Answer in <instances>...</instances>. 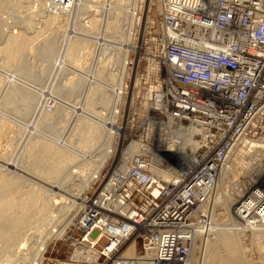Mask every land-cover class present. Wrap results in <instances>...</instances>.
I'll return each instance as SVG.
<instances>
[{
  "label": "bare ground",
  "instance_id": "obj_1",
  "mask_svg": "<svg viewBox=\"0 0 264 264\" xmlns=\"http://www.w3.org/2000/svg\"><path fill=\"white\" fill-rule=\"evenodd\" d=\"M37 1L38 3L41 1V4L44 3L43 2L44 0H37ZM98 1L99 0H95V2L91 5L92 7H90L91 9L93 8L94 11L93 13H91L92 16L90 17V19L87 20V23H85L86 24L85 28L87 26L86 29L91 30L94 33H98V31L101 32L102 29L101 27L99 28V26L101 25L100 21L105 19V22H104L105 25H103L104 27L103 31L105 30L106 32H110L111 34L112 33L111 29L112 30L116 29V32H119V33L114 34V35L111 34L109 36L112 37L113 41L117 43V45H115L116 43L114 44L115 48L118 49V46L120 48L118 49V51L116 50L117 51V55H116L117 57H115L116 64L112 62L113 64L116 65V67H113L114 69L113 70L111 69L112 70L111 74H109V78H111L112 81L111 80L110 81L112 83L110 82V86L106 84L109 87V89H107L108 93H106L102 97L101 103L103 104V106L101 105V107L103 108L101 107H100L101 109L94 108L93 100L92 98H90L91 96H88L83 105V109L93 111L96 116L93 115V117L95 118H93V120L91 119L92 120L91 123L89 121H85V119L78 116L84 120V121L82 120V122L81 120L80 122L78 120V123L80 125L79 128H81L80 131H82L80 132L82 133V136L80 134L82 139L79 138L81 139L80 140L81 142L79 141V144L81 143V145L84 148H88L93 144V142H95L94 141L95 139L98 141H99V137L102 139L101 143H98L99 144L98 151L96 152V154H94L93 159L91 158L89 162L86 164V168L84 167L85 165H83V168H84L83 169L81 165V167L80 166H78L79 168L77 167L78 169L71 171L70 178L72 177L71 180H74L73 184H71V186L74 187L73 191H71L72 189L70 187H67L68 190L65 189L66 187L63 189V193H64L63 195L67 196L69 194L68 196L72 199V201H74V199L75 200L78 199L80 201L79 202L77 201L75 203L76 204L75 206H73L74 204L71 206L70 205L71 199L69 200L67 199L66 201L67 202L70 201V203L69 204L67 203L68 205L64 203L63 206L65 208L62 207L63 209H60L59 207H57V204L59 205L63 204V201L65 202V199L62 201V203L61 201L60 202L57 201L58 203H56V206L52 205V197L55 196L56 192H54L55 193L54 195L52 193L48 196V197H51L49 198V201L46 200L45 199L46 197L44 198L42 195L44 190L41 192L39 190H32V191L28 190L26 192L25 191L22 192V190H20L19 188V183L17 182L18 181L17 179L14 180L13 176H12L13 178H10L9 176L0 172V210L11 209L13 210V212L16 211V214H17L16 216H14V218L11 221H8V223L0 222V239L5 241L6 246H9V248H12L11 244L13 245L14 243H17L16 245L18 244L21 245L19 242L20 237L18 235L15 234L16 241L13 240L15 238L14 237L15 235L11 233L12 230L16 228V231H18L17 229H19V232L21 233L22 231H20V228H22V226L25 227V225L26 227H28L29 224H31L30 226L32 227L36 226V227H33L34 229L40 228V230H37V231L35 230V232L33 233L32 231L31 233L29 232L30 234H32L31 238H33L34 236L33 241H35L33 243H30V245L27 243L30 246V249L28 248L29 246L27 244H26L27 249H23L20 246L16 247L15 245H13V247L17 248L15 252L13 251V253H16V257L20 253H23V252L26 253L27 256L24 254L26 256V257L24 256L26 260L25 262H27L25 264H41L45 257L47 248L53 240L62 239V238L68 239V237L66 236L67 231H68L67 227L69 226V223L72 221V217L76 216L78 211L79 213L76 216L74 225H73L74 232L72 235L73 237L72 244L74 246H72L70 241H69L70 242L69 245L71 249L73 250L72 252H74L72 257L74 259H77L78 261H83V263H75L77 262V260L73 261L72 257H70L69 261H71L72 263L60 262L59 264H99V258H98L99 252L96 251L97 249L96 248L92 249L90 246L84 245V243H80L79 241L80 238L77 239V236L79 235V231L77 230V233H76L75 229H78L77 225H79V220L81 222V219L82 221L83 219H85L86 211H88V209L90 208V207L88 208L90 199L88 198L86 199L87 204L85 203L86 201L84 202V204L82 203L84 193L88 190L89 186L93 184L94 181L99 177L100 173L106 167L109 160L114 154L113 153L114 146L116 142V137L118 133L117 130H118V125H119V122L117 121H119L120 108L122 107L123 96L125 94L124 93L125 86L127 84L126 78H127V71H128V66H129V56L128 55H129L130 47H132L136 24L138 22V10H139L142 0H111L108 4L100 3L101 1L99 2ZM67 2L68 3L66 5V1L65 2L62 1L61 7H63L62 9L65 12V15L67 14L69 18H71L70 12H72V14H75L74 18L77 19L78 15H81L80 14L81 10L87 7L85 0H67ZM160 4H161L160 5L161 12L163 14L164 13L167 14L169 10L168 0H161ZM107 5L109 7H106ZM101 7L103 9L101 10L100 12L101 14H100L99 8L101 9ZM90 8H88L89 12L90 11L92 12ZM75 9L77 10L75 11ZM84 11H85L84 13L90 16V14L87 13L88 11L87 12L86 10ZM121 13H123L122 15H124L123 19L122 17L120 18ZM57 15L56 16L50 15L51 16L50 19L46 21L47 24L50 26V28L53 25L52 23L56 20ZM99 16H102V18L100 19ZM80 17L81 16H79V18ZM23 20H20V21L23 23ZM76 22L77 20L75 21V23ZM23 24H26L25 27L27 26V23H23ZM27 27H26V30H24L26 31V33L22 31L23 29L21 30L18 29L19 31H16V29H14V31L11 30V32L5 31L6 28L4 29L5 33L7 32L8 35L5 36L6 38L5 40H3L4 41L2 42L3 44L0 43V54L4 55V56L2 55L3 57H5L4 66L6 67L8 66L7 68L11 67V64L12 66L13 64L15 65V62L19 60L18 58L23 53V50L25 49L26 51L27 50L26 48L30 44L33 45L32 43H30L32 39H36V36L32 37V35L27 34L28 32ZM30 27L31 26H29V28ZM86 29H84V31H86ZM183 30L190 32L191 27L185 24V28H183ZM195 31L203 39H206L211 35L219 34L217 27H213V29H205V28L197 27ZM31 34H33V32ZM165 34L166 36L164 39V44H167L170 37L174 34V32L171 29L168 30L165 28ZM78 36L75 38L69 37L70 40L69 42L66 43L67 48L66 49L64 48V49L66 50L65 55L68 58V60L73 59V61H75L76 58L78 59V54L80 55L82 51L85 52L84 50H86V48L88 47V45L90 44L92 40V39L87 40L86 37L84 38L81 36L78 38ZM206 43H207V46L214 45L213 42H206ZM106 44L107 43L105 41L103 45H104L105 50L106 49L108 50V46ZM82 54L83 56H85V53H82ZM31 59L34 60L33 58ZM149 60H150V63H149V68H147L148 69L147 72L148 71L152 72L151 75L153 74L152 76L155 79H157V77L159 78L158 76V70H159L158 66L159 65L156 64L155 59H153L152 57H150ZM108 61H110V58L107 59V62ZM76 62H79V59L78 61L76 60ZM2 64H3V61H2ZM87 67L86 69H88ZM100 67L97 70L98 72L97 75L98 74L101 75V73H103L102 68ZM74 76L75 75H73V77ZM72 80L70 79V81ZM141 80L142 79L140 78V81ZM70 81L68 80V82ZM158 82L155 81L154 83L155 85L152 83L153 85H150L149 88H146L148 91H146L145 97L143 98L147 105V108L145 110L146 113L145 111L142 112L140 110L141 114H143L144 117L147 116L146 114L148 112V108L151 107L152 105H155L156 109H158L159 111L163 110L162 99L160 97L161 93L158 90L160 85ZM0 84L1 86L3 84L1 74H0ZM95 84L97 83L95 82ZM93 86L92 87L94 89L92 88L91 91L95 90L96 88L95 91L98 90L101 93L102 91L101 84L93 85ZM52 88H51V91H52ZM88 90H89V87H88ZM95 91L93 93H95ZM47 93L48 92H46V95ZM49 94L50 96L49 97L46 96L47 98H45V101H44L46 103L45 107H48L49 110L46 108H43L44 115L43 113L41 114L42 117L44 116V120L45 118L49 120L50 118H53V116H55L57 113L56 112L58 110L57 108H59L58 102L53 96V94L50 92ZM153 94L155 95L156 98H154L155 100H150V97ZM43 95L45 97V93H43ZM101 96L102 94H100V97ZM103 110H105V112H103ZM53 111H55V113H53ZM157 114H158L157 116H155L154 113L151 116L148 115V118H146L148 119V121H146L147 127L145 126L144 130H146V135L148 136L153 130H156L161 133H165L167 135V137L165 138V141L162 140L161 143L160 142L152 143L149 140L142 141V140L132 139L129 142V145L126 146V148L123 150L121 157H120L121 159L119 161V164L117 163V166L114 168L113 173L110 175L108 180L105 182L104 186L100 189L101 192L99 193V195H97L98 201H96L98 202V207L104 206L114 211H118V212L125 213V214L127 213L131 214L134 210L132 209L130 203H126V200H125L126 196L123 193H127L131 191V189L127 187L126 184L133 183L131 182L132 181L131 179L133 177L131 175V170L133 168V165L135 164L134 162L135 159L136 158H146V159L148 158L150 162V171L152 173L153 179L157 182V185L158 186L160 185L168 193L177 192V195L175 196L174 201L170 202L165 207L164 211H162L160 219L165 224L173 223V221L177 222L176 228L178 232L181 234L179 235L180 241L183 243H186L188 247V259H186V264H198L199 250H202L201 248L202 245L205 250V252L203 251L204 257L202 255V258H203L202 264H245L246 262L247 264H249V261L244 262V255L242 254L246 250V248L243 246V243H245L243 241V236H245L246 232L249 230V231H252L253 233L252 236L255 239H262L261 242L264 243L263 241L264 239V207H263V204H264V161H263L264 160V134H256L254 128L248 129V131L246 130L242 134L236 137H233L232 140L230 141H227V142L222 141L221 145L223 146V148L220 149L219 153H217L216 155H213L214 150L217 148L216 146H219L220 140L226 133L225 132L226 129L220 118L212 119V120H209L208 122H204L197 117H194L193 119L189 121H180L170 116H163V115H160L159 113ZM256 119L257 118H255L252 121L253 127L254 126H261V128L264 127L263 126V123H264L263 115H261L257 121ZM4 122L5 121L0 119V126H2ZM252 123H249L248 126L250 125L252 126ZM121 128L124 129L123 132L126 131V127H121ZM213 129H216L217 132L212 135L211 132ZM123 132L121 130L120 133H123ZM41 142L39 141V139L35 141L31 139L29 144H27L26 149L30 157L36 154L37 149H40L41 152L47 150L46 152L50 153V155L47 154L48 157H45L46 152L45 153L43 152L45 156L43 155V158H40V159L41 160L48 159L47 163L50 160H53V161L56 160L57 166L59 168H63V166L66 163L72 162L74 158L77 157V156L75 157L76 154H74L73 152H70L69 150H65V149L64 151L63 149L59 148L60 147L59 145L57 144L55 145L53 143L54 146H57V147H54L51 144L52 142L51 143L48 142L45 144L46 141L45 142L43 141L42 146L44 145L45 148L44 147L43 148L45 150L44 149L42 150L41 149L42 146L41 147L38 146L41 144ZM62 147L64 148V146ZM163 147L165 148L161 150ZM67 151L73 154H70ZM169 162L173 163L174 165H170ZM241 168L246 169V170L248 169V172H250L249 168H252L251 169L252 173L255 170V174L250 179L251 187L249 189V193H247L248 195L243 200L239 199L240 195L245 191L243 190L244 183L241 182L243 173H244L240 171ZM60 171L61 169H58L55 167L54 172L56 174L57 172L59 173ZM246 176L248 175L246 174ZM117 177H119L120 179H118ZM187 181H189L188 184H187ZM181 186H183L182 189H181ZM125 188L127 192L124 191ZM122 202H125V204H122ZM68 206H71L70 209H68ZM216 207L218 208V212L222 216L217 217L216 220L214 221V222H217V224L216 223L213 224L212 215H213V210H215ZM81 208L83 209L81 210ZM260 208L262 209L259 210ZM58 209L62 211L65 210V212L68 211L66 215V219L64 218L65 220L64 221L62 220L63 222L62 221L60 222V219L62 218L60 216L62 215H61V211ZM48 213L49 215L47 217L46 215ZM80 213L82 214L79 215ZM63 214H64V211H63ZM86 217H89V214H87ZM109 218H110L111 223H113L115 227L118 229L117 231H120L119 234L115 235L116 238L114 239V241H118L119 239L122 238L123 233H125L126 231H132L136 227V224L128 223L126 225L127 226L126 230H123L122 224L124 223L119 222V221H114L111 216H109ZM102 219L107 222V218L105 215L102 216ZM7 220L9 219L7 218ZM39 224L41 225L37 227V225ZM28 229L31 230L32 228L30 227ZM19 232L17 233L20 235ZM25 234H22V235H25ZM26 235H28V232ZM25 238H27V236ZM25 238H24V241L26 240ZM29 239L30 238H27V241H29ZM12 240L14 241V243H8L9 241H12ZM137 242H138V239L134 238L126 244V247H125L126 250L124 251V254L126 256L133 257V255L137 253L136 252V245L138 247ZM24 250H27V252H25ZM221 251L225 252L223 256H221L222 255ZM151 254H152L151 252H148V255H151ZM13 256L15 258V255ZM236 257L239 259L234 260ZM19 259L18 260L14 259L10 261L9 263L10 264H20L18 262H20L21 259L20 261ZM22 259L24 260V258ZM233 261L235 262L233 263ZM92 262H95V263H92ZM134 264H146V262L136 261Z\"/></svg>",
  "mask_w": 264,
  "mask_h": 264
},
{
  "label": "rangeland",
  "instance_id": "obj_2",
  "mask_svg": "<svg viewBox=\"0 0 264 264\" xmlns=\"http://www.w3.org/2000/svg\"><path fill=\"white\" fill-rule=\"evenodd\" d=\"M62 1L63 2L66 1V5H67L68 3L67 0H44L43 1L44 3L42 4H41V1L38 3L37 0L36 1L35 0H0V43L3 44L2 42H4L3 40H5L6 38L5 36L8 35L7 33L8 31L11 32V30L14 31V29H16V31L23 29L22 31H24L26 30L27 26H28L27 30L29 32V33L27 32V34L32 35V37L36 36V39H32L34 43L32 41L30 42L34 46L30 44L31 46L29 45L26 48L27 49L26 51L25 49L23 50V53L18 58L19 60L17 59L18 61L16 60L17 62H15V65L13 64L14 68L12 64H11V67L9 68H7L8 66L7 67L4 66L5 57H3L4 56L3 54H0V74L2 77V81H3L2 86L0 84L1 86L0 87V119L5 121L4 124L0 126L1 127L0 129L1 130L0 132V172L9 176L10 178L14 177V180L17 179L18 181L17 180L16 181L19 183V188L20 190H22V192L24 191L26 192L28 190L30 191L39 190L41 192L44 190L42 195L44 198L46 197L45 199L48 201H49V198H51L48 196L52 193L54 195L55 194L54 192H56L55 196L52 197V205L56 206V203L60 201L62 203V201L65 199V202L63 201V204H60V205L57 204V207H59L60 209L65 208L63 206L64 203L69 204L71 201L70 205L72 206L74 204L73 206H75L76 205L75 203L77 201L78 202L80 201L78 199L77 200L74 199V201H72V199L68 196L69 194L67 195L68 197L63 195L64 194L63 189L66 187L65 189L68 190L67 187H70L72 190L71 189L69 190L73 191L74 187H72L71 184H73L74 180H71L72 177L70 178L71 171L78 169L79 168L78 166L81 167V165H82V168H83V165H85L84 167L86 168V164L89 162L91 158L93 159L94 154H96V152L98 151L99 149L98 143H101L102 139L99 137V141L96 139L94 140L95 142H93L92 144L93 146L91 145L92 147L91 146L88 147L89 149L84 148L81 145V143L79 144V141L82 139L81 137L82 133H80L82 131H80L81 128H79L80 125L78 123V120L79 122L80 120L82 122V120L85 119V121H89L91 123L93 118H95L93 117V115L96 116L93 111L83 109V105L88 96H91L90 98H92L93 100L94 108L96 109L103 108L101 107V105L103 106V104L101 103L102 97L106 93H108L107 89H109V87L107 85L110 86V82L112 81L111 78H109V74H111V71L114 69L113 67H116L115 57H117L116 56L117 51L120 48L119 46H118V49L115 48V45H117V43L114 42L112 37L109 36L111 34L114 35L119 32H116V29H113V30L111 29V32H112L111 34L110 32H106L105 30L103 31V28H104L103 25H105L104 24L105 19L100 21L101 25L99 26V28L101 27L102 29L101 32L98 31V33H94L91 30H87L86 29L87 26L85 28V25H86L85 23H87V20H89L90 17L92 16L91 13H93L94 11V9L93 8L91 9L90 7H92L91 5L95 2V0H85L87 7L89 6L88 8H90L92 12L91 11L89 12V9L85 5L86 8L81 10L80 12L81 15H78V18L79 16L82 17V18L80 17L79 19L74 18L75 14H72V12H70L71 15L69 14L71 18H69L67 14L65 15V12L62 9L63 7H61ZM99 1H101L100 3L108 4L111 0H99ZM57 2L59 5L57 4ZM160 2L161 0H142L141 1V5L138 10V22L136 24L135 35H134V39L132 42V47H130L129 55H128L129 56V66H128L127 78H126L127 84L125 86V91H124L125 94L123 96L122 107L120 108L119 121H117L119 122L120 126L118 125V130H117L118 133H117L116 142L114 146V152H113L114 154L109 160L106 167L100 173L99 177L94 181L93 184L89 186L88 190L84 193V196L82 199L83 204L87 198L92 197L93 194L96 195L101 191L100 189L104 186L105 182L108 180L110 175L113 173V170L117 166V163L119 164V161L121 159L120 157H121L123 150L126 148V146L129 145V142L132 139L142 140V141L149 140L152 143H156V142L161 143V141L162 140L165 141V138L167 137L165 133H161L156 130H153L149 136L146 135V130H144L145 126L147 127L146 121H148V119L146 118H148V115L149 116L153 115V113H152V110L150 109L151 107L148 108L146 117H144V115L141 114L140 112V110L143 112L147 108L145 100L143 99L145 97L146 91H148L146 88H149V86L153 85L155 81L156 82L158 81V79H155L152 76L153 74L151 75L152 72H149V71L147 72L148 70L147 68H149V63H150V60H149L151 57L150 52L154 49L155 46L159 45L160 40L162 39L161 37L162 34L158 33V30L163 21V14L160 9L161 8ZM106 7H109V6L107 5ZM102 9H103L102 7L101 9L99 8L100 10L99 13L101 12ZM76 10L77 9H75V11ZM84 10H86V12L88 11L87 13H89L90 16L84 13L85 12ZM122 14L123 13H121L120 18L122 17L123 19L124 15ZM50 15H54V16L57 15V18L52 23L53 25L51 26V28L46 22L50 19L51 17ZM99 18L101 19L102 16H99ZM20 20H23V23H27V26L25 27L26 24H23ZM76 20L77 22L75 23ZM29 26L31 27L29 28ZM4 29L5 31H7L6 33ZM84 29H86V31H84ZM32 32L33 34L34 33L35 34L34 35L31 34ZM24 33H26V31H24ZM76 35L77 36L80 35L81 37H84V38L86 37L87 40L92 39L90 44L86 48V50H84L85 52L82 51V53H85V56H83L82 53L81 54L83 57L81 56V54L80 55L78 54L79 62H76V60L78 61V59L76 58L77 55L75 57L76 58L75 61H73V59L68 60V58L65 55L66 54L65 49L67 48L66 43L69 42L70 40L69 37L75 38L77 37ZM80 36H78V38ZM105 41L107 43L106 45L108 46V50L107 49L105 50L104 48L103 44L105 43ZM1 56L3 57V59ZM31 58H33L34 60H32ZM109 58H110V61L107 62V59ZM2 61H3V64H2ZM112 62H114L115 64H113ZM86 67L88 69H86ZM99 67L102 68L103 73H101V75L100 74L97 75L98 73L97 70ZM73 75L75 76L73 77ZM69 78L71 80L73 79L74 81L73 80L70 81ZM140 78L142 79L141 81H140ZM68 80L70 82H68ZM95 82L97 84H95ZM98 84L102 85L101 93L98 90H97L98 92L95 91L96 88L95 90L91 91L92 88L94 87L93 85H98ZM88 87H89V90H88ZM51 88H52V91H51ZM94 91L95 93H93ZM46 92H48L47 95H46ZM49 92L53 94V96L55 97L59 105V108H57L58 110L56 109L57 110L56 115L53 116L54 120L53 118H50V120L45 118L44 120V116L42 117L41 115L42 113L44 115L43 108H46L49 110L48 107H45L46 103L44 102L45 98L50 96ZM43 93H45V97ZM100 94H102L101 97H100ZM83 110H85L86 112ZM103 112H105V110H103ZM53 113H55V111H53ZM78 116H80L83 119H81ZM73 122L74 123L76 122L77 124L76 123L74 124ZM263 126H264V123H263ZM76 127H78L79 129ZM121 127H126V131L123 132L124 129H122ZM72 128L74 129V131ZM121 130L123 133H120ZM257 134H264V127L263 129L259 130ZM31 139L33 141L38 140V139L40 142L42 141L41 144L38 145L40 147L42 146L43 141L44 142L46 141L45 144L48 142L50 143L52 142L51 144L53 146L54 144L55 145L57 144L60 146V147L58 146L59 148L63 150L64 149L69 150L70 152H73L74 154H76L75 157L76 156L77 157L74 158L72 162L66 163L63 166V168H59L57 166L56 160H55L56 162L53 160H50L51 162L48 161L47 163L48 159L47 160L40 159V158H43V155H44L43 152L45 153L47 151L44 149L45 148L44 145L42 146L41 149L42 150L44 149L45 151L41 152L40 149H37L38 151H40L38 152L36 150L37 156L35 154L34 156L30 157L27 152L26 146L27 144H29ZM62 146H64V148ZM54 147H57V146H54ZM164 148L165 147H163L161 150H163ZM73 153H70V154H73ZM47 154L50 155V153L46 152L45 154L46 156L45 155L44 156L48 157ZM169 163L170 165H174L171 162ZM55 167L58 169H61V171L59 173L57 172V174L54 172ZM242 169L243 168H241L240 171L244 173H243L241 182L244 183L243 190H245L244 191L245 193L243 192L240 195V198H239L240 200H243L248 195L247 193H249V189L251 187L250 179L255 174V170L253 173L251 172L252 168H249L250 172H248V169L247 170L246 169L242 170ZM49 170L50 171L52 170L51 173ZM246 174L248 176H246ZM67 199L68 200L71 199V200L67 202L66 201ZM85 203L87 204V201ZM71 206H68V209H70ZM82 209L83 208H81V210ZM60 211L62 215L60 216L62 217L60 219V222H61L62 220L64 221L66 219V215L68 211L65 212V210H63L64 214L62 210ZM14 212L11 209L0 210V214H1L0 222L8 223V221H11L14 218V216L17 215L16 211ZM78 213L76 214V216L78 215ZM48 215L49 213L46 216L48 217ZM76 216L72 217V221L69 223V226L67 227L68 231H67L66 236L68 237V239L62 238V239L53 240L51 244L48 246L47 251L45 253V257L41 264H59L60 262L72 263L71 261H69L70 260L69 258L73 256L74 252H72L73 250L71 249L69 243L71 242L72 244V238H73L72 235L74 232L73 225H74ZM221 216L222 215L218 212V208L216 207L215 210H213V215H212L213 224L215 223L217 224V222H214V221L216 220L217 217H221ZM7 218L9 220H7ZM30 225L31 224H29L28 227H26V225L25 227L22 226V228H20V231H22L21 233L19 232V229H17L18 231H16V228L12 230L11 232L12 234L14 235L16 234L20 237L19 242L21 245L19 244L16 245L17 243H14L13 240L16 241V235L14 236L15 238L12 241H9L8 243H14L13 245H15L16 247L20 246L23 249H27L28 244L30 245V243L35 242L33 241L34 236L33 238H31V235H32L30 234L31 231L33 233L35 232V230L36 231L40 230V228L34 229L33 227H36V226L32 227ZM40 225L41 224L37 225V227H39ZM30 227L32 228L31 230L28 229ZM22 229L23 230L25 229L24 232ZM17 232H19L20 235ZM27 232H28V235L30 234L29 236L26 235ZM251 233L252 231L248 230L246 232V235L243 236V241L245 242L243 243V246L246 248L244 253H242L244 255V262L249 261V264H264V243L261 242L262 239H255L252 236L253 233L252 234ZM22 234H25V235H22ZM26 236L27 238H30L29 241H27V238H25ZM24 238L26 239L25 241H24ZM13 245L11 244L12 248H9V246H6L5 241L0 239V264H8L10 261L14 259L18 260L19 258L21 259L23 263L20 261V259H19L20 262L18 263L20 264L27 263L25 262L26 261L25 257L27 256L26 253L24 252L20 253L19 254L20 256L18 255L17 256L18 258H17L16 253H13V251L15 252L17 248L13 247ZM139 247H140V243L138 242V247L136 245V252ZM28 248L30 249V246ZM201 248L202 250H199L200 256L198 255L199 257L198 264H202V260H203L202 255L204 257V252H205L203 245L201 246ZM24 251L27 252V250H24ZM224 253H225L224 251H221V254H222L221 256H223ZM13 255H15V258ZM22 258H24V260ZM237 259L239 258L236 257L234 260H237ZM72 260L76 261L77 259H74L72 257ZM101 262L102 261L100 260L99 264ZM234 262L235 261H233V263ZM75 263H83V261L77 260V262ZM92 263H95V262H92ZM245 264H247V262Z\"/></svg>",
  "mask_w": 264,
  "mask_h": 264
},
{
  "label": "built area",
  "instance_id": "obj_3",
  "mask_svg": "<svg viewBox=\"0 0 264 264\" xmlns=\"http://www.w3.org/2000/svg\"><path fill=\"white\" fill-rule=\"evenodd\" d=\"M168 6L158 30L162 39L150 52L159 65L157 82L163 110L155 105L151 110L155 116L159 113L180 121L220 118L226 133L213 152L216 155L223 148L222 141H230L252 128L257 134L263 128L253 127L252 121L264 117V0H168ZM185 24L191 27L190 32L183 30ZM197 27H217L219 34L203 39L195 31ZM165 28L174 32L167 44ZM206 42L214 45L207 46ZM154 98L153 94L150 100ZM216 132L213 129L211 134ZM147 159H135L133 183L126 184L131 191L124 189L126 203L134 210L131 214L98 207L100 191L88 198L89 217L85 215L81 222L78 219L77 239L97 249L100 264H186L188 247L180 241L177 222L165 224L160 219L177 192L168 193L157 185ZM108 215L124 223L123 230L128 223L136 227L114 241L120 231ZM134 238L140 247L133 257L126 256V244Z\"/></svg>",
  "mask_w": 264,
  "mask_h": 264
}]
</instances>
